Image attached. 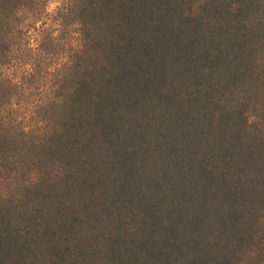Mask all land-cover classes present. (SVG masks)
Returning a JSON list of instances; mask_svg holds the SVG:
<instances>
[{"label":"trees","instance_id":"trees-1","mask_svg":"<svg viewBox=\"0 0 264 264\" xmlns=\"http://www.w3.org/2000/svg\"><path fill=\"white\" fill-rule=\"evenodd\" d=\"M0 264H264V0H0Z\"/></svg>","mask_w":264,"mask_h":264}]
</instances>
